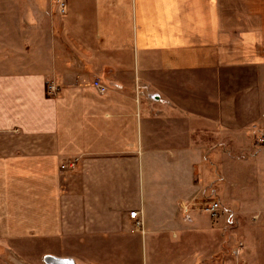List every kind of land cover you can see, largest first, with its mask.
Here are the masks:
<instances>
[{
  "label": "crops",
  "instance_id": "0c3cea01",
  "mask_svg": "<svg viewBox=\"0 0 264 264\" xmlns=\"http://www.w3.org/2000/svg\"><path fill=\"white\" fill-rule=\"evenodd\" d=\"M262 140L264 0H0L11 239L76 264H264Z\"/></svg>",
  "mask_w": 264,
  "mask_h": 264
},
{
  "label": "rangeland",
  "instance_id": "374dc122",
  "mask_svg": "<svg viewBox=\"0 0 264 264\" xmlns=\"http://www.w3.org/2000/svg\"><path fill=\"white\" fill-rule=\"evenodd\" d=\"M202 211L199 208L198 210H194L193 212L201 213ZM203 216L206 217L205 214H203ZM2 232L3 231L0 229V264H42L41 257L43 254H45L44 252L47 249H50L52 252H54V254H60L56 250L58 245H51L45 239L16 238L13 240L9 236L2 234ZM228 238L229 237L227 236V239ZM231 242V244H234V246H232V248L226 247L224 251L225 258L228 260H236L241 255L239 249L242 247V242L238 240L236 241V237H234ZM221 255L222 254H220L219 256Z\"/></svg>",
  "mask_w": 264,
  "mask_h": 264
},
{
  "label": "built area",
  "instance_id": "2783aa9c",
  "mask_svg": "<svg viewBox=\"0 0 264 264\" xmlns=\"http://www.w3.org/2000/svg\"><path fill=\"white\" fill-rule=\"evenodd\" d=\"M60 11L64 12V4L62 2H60ZM93 86L96 88L97 91H99L100 93H105L107 90V87L102 84L100 81H94L93 82ZM48 90L50 92H55L57 90V88L53 85H49L48 86ZM151 98L153 100H160V96L158 94H153L151 95ZM264 140H262L263 142ZM74 162L75 160L71 161L68 164H63L61 165L62 169H66L69 167H75L74 166ZM203 210L212 218H216L220 215L221 211H222V207L221 204L217 201H211L209 203H207L204 207ZM129 216L133 219H135V224L136 225H141V220L138 218V211H131L130 213H128ZM240 250V249H239ZM238 250V252H239ZM41 263L42 264H76L75 260L71 257H64V256H58L55 254H51V253H45L42 255L41 257Z\"/></svg>",
  "mask_w": 264,
  "mask_h": 264
}]
</instances>
